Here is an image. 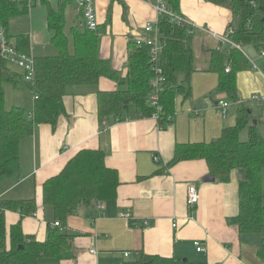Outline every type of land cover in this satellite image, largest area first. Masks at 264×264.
I'll return each mask as SVG.
<instances>
[{
    "label": "crops",
    "instance_id": "1",
    "mask_svg": "<svg viewBox=\"0 0 264 264\" xmlns=\"http://www.w3.org/2000/svg\"><path fill=\"white\" fill-rule=\"evenodd\" d=\"M155 3L156 0H95L99 24L105 22L110 9L111 19L101 35L99 54L112 68L122 69L129 40L148 37L144 24L155 19ZM67 14L82 19L77 5L71 2L66 5L65 17ZM179 14L194 25L190 45L195 71L191 74L190 95L176 96L174 113L163 128L133 105L120 120L109 117L100 122L97 91L115 88L114 81L103 77L96 85L69 87L63 97L66 112L57 125L39 124L31 136L20 142L17 167L0 180L1 198L37 196L39 201L42 183L58 174L83 148L102 149L105 164L116 170L119 179L113 199L80 205L66 219L62 230L72 235V257L60 261L43 257L39 264H122L142 255L205 264H264L257 255L261 236L240 235L236 226L227 223L237 212L242 171L234 170L227 183L215 178L204 182L202 179L209 175L204 159L170 163L177 144L209 142L223 128L235 125L238 108L251 109L253 116L249 96L264 94V61L256 64L257 57L250 59L239 47L250 66L237 74L238 99L231 101L224 93L213 92L218 77L206 71L209 54L205 51L227 45L221 36L225 35L231 11L207 0H180ZM219 101L228 102L224 111ZM154 154L159 161L153 160ZM189 184L199 190V200L192 208L186 203ZM6 220L9 224L21 220L23 232L39 241L45 240L54 228L49 207H39L34 216L20 217L11 211ZM144 221L148 224L144 225ZM91 248L96 252L91 253ZM125 252L129 255L125 256Z\"/></svg>",
    "mask_w": 264,
    "mask_h": 264
},
{
    "label": "trees",
    "instance_id": "2",
    "mask_svg": "<svg viewBox=\"0 0 264 264\" xmlns=\"http://www.w3.org/2000/svg\"><path fill=\"white\" fill-rule=\"evenodd\" d=\"M47 3L46 25L50 42L56 48L52 55L34 56L38 97L31 110L20 106L5 108L3 81L14 86L21 82V73L0 59V180L13 174L18 164L20 142L33 134L35 126L57 125L65 115L63 97L71 86L96 85L103 77L115 83L113 90L97 91V119L109 117L120 120L133 105L141 115L150 117L154 107L149 103L153 93L152 80L162 78L158 92L161 105L158 122L163 123L174 113L178 94L191 93V74L195 71L191 34L185 24L162 15L157 22L159 50L152 55V45L145 41L129 40L126 60L122 69L112 68L110 62L99 54V43L111 19L110 9L103 24L90 30L71 26L70 36L65 32L67 0H42ZM120 1V0H119ZM225 6L231 11L225 35L231 43L219 49L205 51L209 54L206 71L217 75L213 92L224 93L235 101L237 74L250 66L249 59L239 49L244 45H257L264 52V0H207ZM168 8L179 14L180 0H165ZM50 3H54L53 5ZM30 5L27 0H0V26L7 32L10 19L25 14ZM7 34V33H6ZM23 53L30 51V37L19 33L7 35ZM264 57V56H263ZM229 70L226 71V67ZM124 70V73L122 71ZM251 109L238 108L235 125L222 129L220 135L209 142L177 144L170 163L182 160L204 159L208 172L218 182L227 183L234 170L242 171L237 186V212L227 219L238 233L259 234L261 243L258 257L264 259V201L262 172L264 169V139L249 125L246 140L240 133L248 125ZM119 184L116 170L105 164L102 149L83 148L70 158L63 169L47 178L41 186L40 197L11 200L0 197V264H39L40 258L58 261L72 257V235L63 232L66 219L80 205L91 201L113 199ZM39 207H49L54 221H59L45 240L39 241L23 232L21 220L9 224L8 212L16 211L20 217L34 216ZM22 248H18L19 246ZM122 264H205L160 255H142L138 260Z\"/></svg>",
    "mask_w": 264,
    "mask_h": 264
},
{
    "label": "built area",
    "instance_id": "3",
    "mask_svg": "<svg viewBox=\"0 0 264 264\" xmlns=\"http://www.w3.org/2000/svg\"><path fill=\"white\" fill-rule=\"evenodd\" d=\"M29 5H31L32 0H27ZM51 1V0H47ZM70 2H73L77 5L81 18L83 19L84 25L86 28L90 30L96 29L98 25L96 10H95V0H67ZM156 17L152 21H147L144 24V31L148 35L146 39L139 40L138 41H145L152 45V55L155 56L157 51L159 50V35H158V27L157 22L159 20V17L162 15L168 16L172 21H176L177 23L185 24L188 29L187 32L192 34L193 24L186 20L184 17H182L180 14H176L173 11H171L165 0H156V3L154 5ZM222 40L226 43H231L230 40L227 38L226 35L221 36ZM261 56H264V52L261 51ZM0 59L4 60L5 62L9 63L10 65H13L17 67L22 75L21 81L26 83L33 93V99L35 100L38 95L36 92H34V89L36 87V77H35V65H34V56L29 51L28 53H23L17 49L14 43L9 41L7 38L6 31L3 27L0 26ZM229 70V67H226V71ZM162 82V78L160 76H156L152 80L153 85V93H151L149 97V103L151 106L154 107V112L150 115L151 118L155 119L157 121V124L159 128H162L161 123L158 122L159 119V111L161 110V105L158 102V92L162 89L160 86V83ZM249 98L258 103L261 104L262 110H264V94H258L253 93L249 96ZM227 101H219V105L223 108V111L225 110V107L227 106ZM167 119H170V116H168ZM154 161H159V156L157 154L153 155ZM199 200V190L194 184H189L187 187V197H186V203L187 206L192 208ZM127 217L126 215H123ZM55 226H59V221H54L53 223ZM148 224L147 221H144V225ZM173 226L176 224L173 223ZM197 245L196 249L200 250L201 247L198 244V242H195ZM91 253L96 252L95 248H91L89 250ZM125 256H128L129 253L125 252Z\"/></svg>",
    "mask_w": 264,
    "mask_h": 264
},
{
    "label": "rangeland",
    "instance_id": "4",
    "mask_svg": "<svg viewBox=\"0 0 264 264\" xmlns=\"http://www.w3.org/2000/svg\"><path fill=\"white\" fill-rule=\"evenodd\" d=\"M30 3L31 5L27 13L10 19L6 33L10 37L19 33L30 34V52L33 56L55 54L57 51L54 45L50 42L51 34L46 25L47 3L42 0H32ZM50 4L53 5L54 3ZM71 5H75V3L71 2ZM125 12V16H127L129 13L128 7H126ZM71 26H77L79 30H82L84 27L83 19H77L74 15L67 14L65 32L69 36V29ZM250 45L251 46L244 45L242 47L243 51L250 59L257 57L254 61L256 64H260V62L264 61V57L261 56L259 46L253 44ZM10 67L15 71L17 70L15 66L10 65ZM259 68L263 69V65L261 67L259 66ZM2 85L5 92L6 109H10L12 106L16 105L26 110L32 109L34 104L33 93L26 83L21 81L14 86L11 82L3 81ZM249 103L253 107V116L249 119L248 125L241 131L240 138L246 140L249 133V125H254L255 130L264 139V111L262 110L261 104L257 106L258 103L252 100ZM262 181L264 193V169L262 172Z\"/></svg>",
    "mask_w": 264,
    "mask_h": 264
},
{
    "label": "water",
    "instance_id": "5",
    "mask_svg": "<svg viewBox=\"0 0 264 264\" xmlns=\"http://www.w3.org/2000/svg\"><path fill=\"white\" fill-rule=\"evenodd\" d=\"M254 123H255V121H254ZM213 180H214V177L212 175H210V174L205 176L202 179V181H204V182L213 181ZM18 248H22V246L20 245ZM183 260H186V259L184 258Z\"/></svg>",
    "mask_w": 264,
    "mask_h": 264
}]
</instances>
